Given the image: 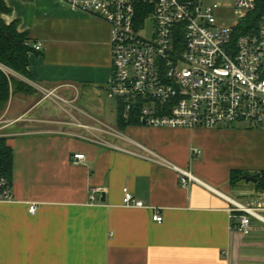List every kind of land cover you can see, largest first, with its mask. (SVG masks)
Instances as JSON below:
<instances>
[{
    "label": "crops",
    "instance_id": "crops-1",
    "mask_svg": "<svg viewBox=\"0 0 264 264\" xmlns=\"http://www.w3.org/2000/svg\"><path fill=\"white\" fill-rule=\"evenodd\" d=\"M5 1L2 20L42 49L29 54L28 78L15 73L29 89H12L0 114L14 163L13 202L0 201V264H264V225L246 236L228 213L230 199H263L252 182L231 187L230 174L264 171V132L121 129L118 105L107 125L90 102L113 77L110 26L60 0ZM47 101L72 110L53 116ZM150 152L198 182L183 186L177 171L144 158ZM75 154L86 161L75 165ZM126 187L144 208L123 205Z\"/></svg>",
    "mask_w": 264,
    "mask_h": 264
},
{
    "label": "built area",
    "instance_id": "built-area-1",
    "mask_svg": "<svg viewBox=\"0 0 264 264\" xmlns=\"http://www.w3.org/2000/svg\"><path fill=\"white\" fill-rule=\"evenodd\" d=\"M60 1L110 26L113 77L106 94L126 122L188 130L247 123L264 131V0ZM144 158L177 171L183 186L198 182L153 152ZM85 161L84 154L73 156L75 165ZM0 201L13 202L5 179ZM229 201L243 235L255 221L264 225V196L256 207ZM123 205L144 208L128 187ZM153 219L163 221L160 214Z\"/></svg>",
    "mask_w": 264,
    "mask_h": 264
},
{
    "label": "trees",
    "instance_id": "trees-1",
    "mask_svg": "<svg viewBox=\"0 0 264 264\" xmlns=\"http://www.w3.org/2000/svg\"><path fill=\"white\" fill-rule=\"evenodd\" d=\"M32 1V0H25ZM10 13L5 0H0V65L13 72L29 77V54L33 48L29 45L28 35L18 31L17 23L7 25L2 20V15ZM12 89L27 92L29 89L25 84L7 75L0 69V114L5 110L11 96ZM140 124L132 119L126 122L119 115L118 125L121 129L128 125ZM14 174L13 150L7 144V139L0 138V179H5L11 187ZM249 176V175H248ZM244 175L239 170H233L230 174V185L236 187L244 181ZM258 182L255 188L259 193H264V171L253 175Z\"/></svg>",
    "mask_w": 264,
    "mask_h": 264
},
{
    "label": "rangeland",
    "instance_id": "rangeland-1",
    "mask_svg": "<svg viewBox=\"0 0 264 264\" xmlns=\"http://www.w3.org/2000/svg\"><path fill=\"white\" fill-rule=\"evenodd\" d=\"M1 67L7 73V75L11 76V73H12L13 76H11V77L15 78V75H16L15 72H13L12 70H11L12 71L11 72L8 68H6L4 66H1ZM105 94H106L105 92L100 93L99 98L98 97L93 98L90 103L93 106L96 105V107H97L96 111L100 108L105 109L106 116L103 118V120L106 122L107 125L113 127L116 125L118 106H117V102L110 100L109 98H107V96ZM88 101H89L88 99L82 100L78 105L83 104L84 102L88 103ZM45 104L53 116L63 117L65 114L63 108L68 109V110H72L70 107H68L67 105H65L63 103H60V105L62 107L55 105L51 101H47ZM219 128H223L225 131H235V132L250 131V132H253L255 134L254 136H261V134L264 132L262 129H250V127L247 123H239V124H234L231 126L224 125V126H221ZM257 145L259 146V149H261L262 144L259 142V143H257ZM253 148H252V150H253ZM253 152H254V150H253ZM242 153H243V158L247 159V156H249L248 154H250L251 152L243 150ZM249 158H250V156L248 157L247 160H249Z\"/></svg>",
    "mask_w": 264,
    "mask_h": 264
},
{
    "label": "water",
    "instance_id": "water-1",
    "mask_svg": "<svg viewBox=\"0 0 264 264\" xmlns=\"http://www.w3.org/2000/svg\"><path fill=\"white\" fill-rule=\"evenodd\" d=\"M243 179L247 182H252L254 184L258 182V180L253 176H244Z\"/></svg>",
    "mask_w": 264,
    "mask_h": 264
}]
</instances>
